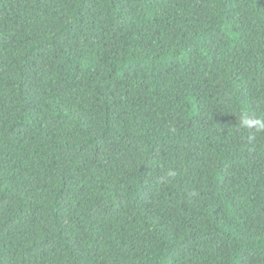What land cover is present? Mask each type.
<instances>
[{"label":"trees","instance_id":"trees-1","mask_svg":"<svg viewBox=\"0 0 264 264\" xmlns=\"http://www.w3.org/2000/svg\"><path fill=\"white\" fill-rule=\"evenodd\" d=\"M0 264H264V0H0Z\"/></svg>","mask_w":264,"mask_h":264}]
</instances>
